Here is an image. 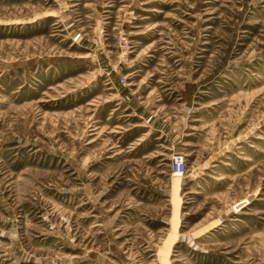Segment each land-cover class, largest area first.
<instances>
[{
	"label": "rangeland",
	"instance_id": "374dc122",
	"mask_svg": "<svg viewBox=\"0 0 264 264\" xmlns=\"http://www.w3.org/2000/svg\"><path fill=\"white\" fill-rule=\"evenodd\" d=\"M0 264H264V0H0Z\"/></svg>",
	"mask_w": 264,
	"mask_h": 264
},
{
	"label": "built area",
	"instance_id": "2783aa9c",
	"mask_svg": "<svg viewBox=\"0 0 264 264\" xmlns=\"http://www.w3.org/2000/svg\"><path fill=\"white\" fill-rule=\"evenodd\" d=\"M170 169L172 173L182 174L185 172L186 162L181 154H177L172 158Z\"/></svg>",
	"mask_w": 264,
	"mask_h": 264
}]
</instances>
